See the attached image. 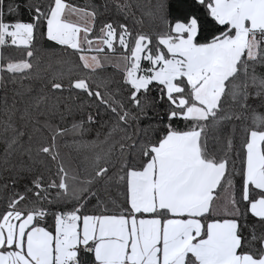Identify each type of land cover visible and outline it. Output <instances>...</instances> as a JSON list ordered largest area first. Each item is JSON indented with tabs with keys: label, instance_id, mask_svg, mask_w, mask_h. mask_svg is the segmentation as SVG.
Instances as JSON below:
<instances>
[{
	"label": "snow or ice",
	"instance_id": "1",
	"mask_svg": "<svg viewBox=\"0 0 264 264\" xmlns=\"http://www.w3.org/2000/svg\"><path fill=\"white\" fill-rule=\"evenodd\" d=\"M0 264H264V0H0Z\"/></svg>",
	"mask_w": 264,
	"mask_h": 264
},
{
	"label": "trees",
	"instance_id": "2",
	"mask_svg": "<svg viewBox=\"0 0 264 264\" xmlns=\"http://www.w3.org/2000/svg\"><path fill=\"white\" fill-rule=\"evenodd\" d=\"M71 2L76 3L78 6H80V5H84V4L88 3L89 0H71ZM5 54H7V53H5ZM107 71H108V73H112L113 70L109 68ZM64 95L67 96L68 93H64ZM65 151H67V150H65Z\"/></svg>",
	"mask_w": 264,
	"mask_h": 264
}]
</instances>
